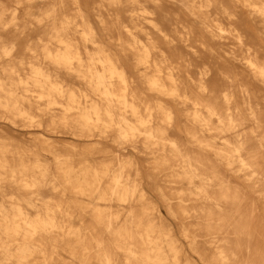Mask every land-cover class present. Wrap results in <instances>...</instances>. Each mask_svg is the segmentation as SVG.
<instances>
[{
	"label": "clouds",
	"instance_id": "9594fccd",
	"mask_svg": "<svg viewBox=\"0 0 264 264\" xmlns=\"http://www.w3.org/2000/svg\"><path fill=\"white\" fill-rule=\"evenodd\" d=\"M0 264H264V0H0Z\"/></svg>",
	"mask_w": 264,
	"mask_h": 264
}]
</instances>
